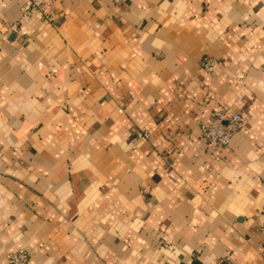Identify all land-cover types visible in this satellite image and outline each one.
Listing matches in <instances>:
<instances>
[{
  "label": "crops",
  "instance_id": "0c3cea01",
  "mask_svg": "<svg viewBox=\"0 0 264 264\" xmlns=\"http://www.w3.org/2000/svg\"><path fill=\"white\" fill-rule=\"evenodd\" d=\"M26 1L0 0V264H264V0ZM218 110L244 121L213 147Z\"/></svg>",
  "mask_w": 264,
  "mask_h": 264
},
{
  "label": "built area",
  "instance_id": "2783aa9c",
  "mask_svg": "<svg viewBox=\"0 0 264 264\" xmlns=\"http://www.w3.org/2000/svg\"><path fill=\"white\" fill-rule=\"evenodd\" d=\"M55 0H27L22 6L23 14H27L32 9L42 10L44 5H48ZM49 17V15H47ZM50 18V17H49ZM213 60H206L205 65L212 68ZM244 117L239 112L227 113L222 110L214 112L213 118L208 123L201 125V135L209 146L217 147L227 145L234 132L243 126ZM264 217V214H263ZM264 224V221H263ZM226 259L228 256L225 257ZM9 264H25L28 255L20 250L10 253L7 256ZM184 264H203V263H184Z\"/></svg>",
  "mask_w": 264,
  "mask_h": 264
}]
</instances>
